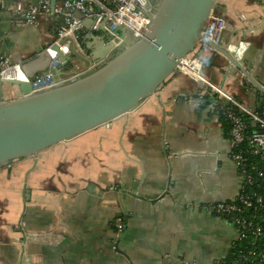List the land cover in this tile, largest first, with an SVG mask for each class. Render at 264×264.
Masks as SVG:
<instances>
[{
    "label": "crops",
    "instance_id": "obj_1",
    "mask_svg": "<svg viewBox=\"0 0 264 264\" xmlns=\"http://www.w3.org/2000/svg\"><path fill=\"white\" fill-rule=\"evenodd\" d=\"M36 0H0V60L12 65L53 43L60 17L27 25L16 11ZM226 21L221 54H204L203 76L251 112L264 114V0H217ZM83 21V74L105 59L99 31ZM211 57V58H210ZM74 69L61 70L62 79ZM70 75V76H69ZM19 88L2 85L4 101ZM184 75L171 76L137 109L36 156L0 168V264H217L238 240L211 205L234 201L241 175L221 106ZM123 215L117 235L112 223Z\"/></svg>",
    "mask_w": 264,
    "mask_h": 264
},
{
    "label": "water",
    "instance_id": "obj_2",
    "mask_svg": "<svg viewBox=\"0 0 264 264\" xmlns=\"http://www.w3.org/2000/svg\"><path fill=\"white\" fill-rule=\"evenodd\" d=\"M216 3L217 0H148L150 24L138 39L128 29L119 27L109 33L100 24V35H90L104 44L105 61L86 73L68 79L60 76L63 68L70 70L76 61L86 67L98 62L94 55L86 60L80 51L70 47L71 61L58 55L59 64L51 67L48 53L39 48L37 54L20 63L26 81L0 76V168L134 111L177 73L176 66L184 58L197 56L202 76L207 64L205 53L211 57L219 53L230 67L240 69L224 47L203 35ZM76 18L82 19L78 14ZM86 20L92 23V19ZM46 77L55 85L32 91L31 84ZM3 84L18 87L20 96L2 100Z\"/></svg>",
    "mask_w": 264,
    "mask_h": 264
},
{
    "label": "built area",
    "instance_id": "obj_3",
    "mask_svg": "<svg viewBox=\"0 0 264 264\" xmlns=\"http://www.w3.org/2000/svg\"><path fill=\"white\" fill-rule=\"evenodd\" d=\"M52 0H36V5L29 6L21 10L17 5L16 11L18 17L27 25H36L40 16L48 18L60 17L62 25L55 33L53 43L44 50L48 53L51 60V67L59 64L58 55L66 56V60L71 61L72 53L70 47L76 50L82 38L83 19H92L91 29L99 30V25L103 24L104 29L112 33L119 27L128 29L136 39L141 38L147 31L150 24V8H147L148 0H55L51 6ZM76 14L81 15V20L76 18ZM226 28L225 19L212 12L205 25L203 35L215 45H220L222 32ZM78 51V50H77ZM21 59L16 57L12 65H7L4 60H0V76L4 79L26 81L24 74L20 69ZM75 62L70 69L75 70ZM18 69L21 76L19 79L10 78L7 71ZM202 63L197 56L192 55L182 59L176 66V72L186 76L195 83L202 84L208 89L214 98L224 100L226 105H220L225 111V116L230 123L229 142L231 145V159L236 164L241 175V188L246 184H252L251 178L244 175L245 159L240 152L233 150L240 144L245 143L250 148L252 155H264V114L251 112L239 103L235 98L228 95L221 87L213 85L201 74ZM73 77L78 75L74 71ZM50 77H46L31 84L32 91H40L54 86ZM248 116L255 125L258 126V132L246 135V125L239 115L234 111ZM257 177L264 179V170L256 173ZM254 210L249 215H244L245 210ZM211 211L215 212L234 225L238 233V240L247 238L248 235L260 237L264 229V190L263 192H253L251 194L239 193L235 203H216L211 205ZM258 214V217L255 215ZM125 223L120 216L113 220L114 232L119 235L124 231ZM217 264H226L219 262Z\"/></svg>",
    "mask_w": 264,
    "mask_h": 264
},
{
    "label": "trees",
    "instance_id": "obj_4",
    "mask_svg": "<svg viewBox=\"0 0 264 264\" xmlns=\"http://www.w3.org/2000/svg\"><path fill=\"white\" fill-rule=\"evenodd\" d=\"M237 115L241 117L246 125L245 134L251 135L255 132L260 131L258 126L253 123V121L246 115L238 112L234 109ZM262 112H258L261 114ZM222 125L225 132H229L230 123L226 116H222ZM234 152H240L245 159L244 162V175L250 177L252 184H246L243 188L240 189L239 193L242 194H251L253 192H263L264 190V179L257 177L256 173L260 170H264V155H252L250 153V148L247 146L246 142L240 144L236 147ZM237 198L232 202L235 203ZM254 210L248 209L245 210L244 215H249L253 213ZM255 212V211H254ZM215 213V212H213ZM216 214V213H215ZM217 215V214H216ZM123 220V215H119ZM219 216V215H218ZM258 217V214L255 215ZM221 217V216H220ZM227 218V217H223ZM113 226V223H112ZM226 264H264V229L260 237H253L248 235L245 239L236 240L233 243L232 248L229 253V257L224 261H221Z\"/></svg>",
    "mask_w": 264,
    "mask_h": 264
},
{
    "label": "bare ground",
    "instance_id": "obj_5",
    "mask_svg": "<svg viewBox=\"0 0 264 264\" xmlns=\"http://www.w3.org/2000/svg\"><path fill=\"white\" fill-rule=\"evenodd\" d=\"M6 74L9 75L10 78H18L21 76L20 71L18 69H12L10 71H7Z\"/></svg>",
    "mask_w": 264,
    "mask_h": 264
}]
</instances>
